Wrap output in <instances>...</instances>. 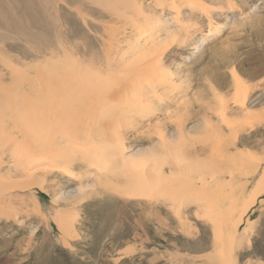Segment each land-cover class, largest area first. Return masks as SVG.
I'll return each mask as SVG.
<instances>
[{
  "label": "bare ground",
  "instance_id": "6f19581e",
  "mask_svg": "<svg viewBox=\"0 0 264 264\" xmlns=\"http://www.w3.org/2000/svg\"><path fill=\"white\" fill-rule=\"evenodd\" d=\"M70 1L72 0H49V6H44V0L32 3L23 0V8H19L20 13L18 12L21 18L9 14L11 20L5 24L1 23L5 28L17 31V35L10 40L12 42L8 44V49L17 51L20 56L13 58L10 54H5V50L0 52V216L8 218L14 203L25 206L32 203V206L39 209L41 194L50 195L54 204L59 203L60 198L65 201L62 192L49 185L60 177L81 179L76 188L77 192H83L86 186L97 187L104 183L114 193L118 192L119 196L127 198L158 197L180 202L179 200L183 199L186 201L187 195L191 194L192 198L188 203L192 204V201L196 204H192L196 207L193 209L195 217L201 216L203 219L206 216L207 221L211 220L210 218L216 221L210 227V243L213 249L212 254L208 256L210 263L236 264L232 257L231 242L234 243L235 239H238L236 245L240 250L243 235L253 232L252 221L243 217L264 193V109L246 106L243 100L245 89L235 79L237 77L234 76L232 82L235 100L231 104L227 103L229 100L223 103L221 96L217 99V104L207 101L197 106L186 102L187 105L176 103L175 100V106L168 108L173 111L165 113L167 108H163L162 113L165 115L162 114L159 119L168 117L167 123L176 125L174 129L165 132L167 127L163 120L160 122L163 125H156L160 126V129L155 132L153 125L142 124L137 132L133 129V132L129 131L131 125H127L125 131L131 133L119 134L121 125L126 123L125 115L133 114L132 110L141 113L147 108L149 111L145 110V115V111L142 114H134H138L135 116L142 117L139 118L142 120L150 117V104L153 102H145L149 100L146 94H155L156 87L161 88L165 84V78L161 74L168 66H164L162 62L169 58L172 48L179 46L177 42L182 38L181 31L177 33L178 30L175 31L172 26L181 25V12L186 16L196 15L198 13L194 14V9L200 6L201 10L202 4L198 0H134L135 5L130 2L133 3L131 6L126 3L125 13L128 14L130 9L131 14H124L122 8L118 7L121 14H117V20L113 19L114 22L116 20L115 23L119 21V24L117 23V26L111 23L109 27L110 30L115 26L118 28V34L115 33L118 37L110 36L108 39L117 40V52L113 54L109 51V54L113 55L107 54L104 58L103 55L102 58H97L98 55H89L86 58L80 56L79 45L70 42L79 34L80 38H85V33L70 26L72 19L62 7ZM127 6L132 8L127 9ZM153 6H157V10H154L156 13L149 14L154 16L155 23L148 26L152 28L157 25L158 30L153 35L151 34L155 29H151L152 32L145 30L149 33L148 36L151 35L147 38L143 33L142 37L145 39H140V35H136V38L132 36L131 39H135L133 43L128 37L138 29L133 28L135 32L130 29L127 34L126 25L134 26L140 18L150 21L146 20L149 18L146 14ZM163 7H167L165 11L168 10L172 18H164ZM184 8L188 9L185 11ZM13 11L16 13V9ZM94 21L97 20L91 22L96 25ZM106 21L108 22V19ZM110 30L106 32H114ZM104 33L103 31L102 34ZM188 34H182V40H185V45H193V49L199 48L208 37L201 36L200 39L194 40L188 38ZM101 40L107 41L105 38L100 39V42ZM112 43L109 45L113 46ZM105 44L107 46V43ZM167 61L171 63V69L178 72L179 67L173 62L174 59ZM150 70L158 73L159 78ZM158 94L155 96L163 97ZM165 96L164 98H168ZM239 97L242 99L237 103ZM230 111L238 113L240 118L225 119V115ZM119 114L124 117V121ZM133 115L127 116V119L133 118ZM187 119L193 120L189 126H185ZM132 121L136 128L138 123H141ZM134 121L138 122L137 125H134ZM218 121L223 124L220 125ZM258 127H262L263 131H259ZM201 131L202 137L207 139L197 144V147L191 148L192 138H195L193 135ZM224 132H227V135ZM215 135L220 136L218 142L208 140L209 136ZM225 139L230 146L226 148L233 151L218 154L217 151L224 147L221 142ZM137 142L140 144L136 145ZM251 149L255 152L252 153ZM198 154L206 156L202 160L197 158ZM211 168L217 169L218 172H227L229 177L233 172L238 173L239 178L242 176L243 180L238 185L240 192L235 198H229L232 193H223L221 182L216 177H205V172ZM106 186L102 188L108 190ZM34 187L36 189L32 192ZM198 188L202 196H211L200 198V202L199 198L193 199V196L200 193L198 190L196 192ZM67 203L68 200L64 204ZM22 210L13 209V215L21 216ZM199 211H203V217ZM198 214L200 216H197ZM56 220L59 221V218L56 217ZM241 223L243 227L240 230Z\"/></svg>",
  "mask_w": 264,
  "mask_h": 264
},
{
  "label": "rangeland",
  "instance_id": "374dc122",
  "mask_svg": "<svg viewBox=\"0 0 264 264\" xmlns=\"http://www.w3.org/2000/svg\"><path fill=\"white\" fill-rule=\"evenodd\" d=\"M29 1L32 3L38 0ZM198 1L203 6L201 10H199L200 6L195 8L196 11L194 9V14H198L186 16L181 12L179 22H181L182 26L176 24L177 26L173 25L172 27L175 31L178 30L177 33L181 31L180 36L182 38L184 33H189L188 38L191 37L194 40L200 39L201 36L208 37L197 49L195 46V49H193V45H185V40L179 38L177 42L179 46L173 47L172 54H169L171 57L167 58L168 60L173 58L175 65L178 64V72L171 69L172 66H169L171 63H167L169 62L167 59L162 62L164 54L162 55L161 62L165 64L164 66H168L165 67L166 71L162 72L165 75L161 74L165 78L166 85L164 84L161 88L157 86L155 94L159 93L158 95L163 96L162 98L166 95L165 97L168 96L169 100H167L168 98L156 97L151 92L146 94V98H149L150 101L147 99L145 102L148 104L153 102L150 104V108L155 109H150L152 114V116L150 114V119L148 116L146 118L149 120L145 118L143 120L139 119L142 117L135 115L140 112L136 111L138 114H134L136 112L132 110L131 112L134 114H131L133 115V118L131 117L132 120H137L141 123L137 122V128L136 126L134 127L131 118L127 119V116H131L127 113V116L125 115L126 123L122 124L121 122L122 127L119 129V134L123 132L129 135L133 131L137 132L145 124L153 125L152 128L155 132L160 129V126L156 125L162 124L160 122L163 120H165V126L167 127L164 129L165 132L166 130L174 129L173 127L176 125L167 123L168 117L162 120L159 119L165 115L162 113L164 112L163 108H167L165 113L173 111L171 109L176 103L184 105L191 103L197 106L208 101L211 104H217V99L220 96L223 103L227 100H229L227 103H233L235 100L233 98L234 85H232L234 76L237 77L235 79L245 89L243 100L246 106L252 109H264V0ZM130 2H134V0H72L68 4L63 3L65 4L62 5L63 9L66 10L72 19L70 26L77 28L79 32L85 33L84 39L80 38L79 36L81 35L79 34L73 37L77 42L73 38L70 40L71 43L79 45L80 56L87 58L89 55H95V57L98 55L97 58H102L103 55L104 58L109 54V51L113 54L117 52V40L113 38L111 39L112 41H109L108 39H110V36L118 37V28L114 25L117 28L115 29L114 27L117 30L115 31L114 29L110 30L111 28L109 29V27L111 23L118 26L119 21H117L118 24L115 23L118 18L117 14H121L118 7L122 8L124 14H127V12L125 13V6L127 4L133 5ZM21 4H23V0H0V52L5 50V54L8 53L13 58L16 55L20 56V54L17 51L8 49V44L12 42L10 41L13 39L12 37L17 35V31L8 27L5 28L1 23L5 24L6 21L11 20L10 16H8L9 14H12L13 17L16 15V18L20 19L21 15L18 12L20 13L19 8H23ZM43 5L49 6V0H44ZM126 8L132 7L128 8L127 6ZM156 8L157 6H153L147 11L146 15L149 18L146 20L150 21L140 18L138 23H135L136 25H126L127 34H129L130 29L132 32L138 29L133 35L130 33L131 36L129 35L130 37L128 38L131 39L132 36V38H136V35H140V39L149 38L158 30L156 29L158 28L157 25L151 28L155 23L154 16L152 17L151 14L154 15L156 13L154 11L157 10ZM163 8L164 18H172L168 14L170 12L168 10L165 11L167 7ZM203 8L204 11H202ZM13 9H16V13H13L15 12ZM184 9L186 11L188 8ZM130 11L129 9L128 12L131 14ZM82 12H84V15L89 13V16L86 14L85 17ZM113 18L116 19L115 22ZM88 19L92 22L94 19L97 20L96 22L94 21L96 25ZM107 19L108 22L106 21ZM97 22L100 24H97ZM148 27L150 28L147 30L146 28ZM151 29H155V31L152 32L150 31ZM101 30L102 33L104 31L106 34H102ZM106 30L114 32L108 34ZM145 30L152 32V34L150 33L151 35L148 36L147 34L149 33ZM141 31L144 32L141 33ZM138 32L140 34H137ZM142 34L145 37H142ZM87 38L89 39L88 41ZM99 38H105L109 43L101 40V42L104 41L101 44ZM131 40L134 43L135 39ZM105 43H107V46ZM110 43L113 46L116 44L114 48L109 45ZM103 44L105 46H102ZM104 50L107 51L105 52ZM112 53L109 55H113ZM152 74L155 76L157 74V78L160 76L156 72H152ZM149 75L151 74L149 73ZM241 99L239 97L236 102L240 103ZM148 104L147 107L149 106ZM151 105L154 107H151ZM144 109L142 108V110ZM145 110L147 111L148 109L146 108ZM146 111L143 113L144 115ZM119 115L121 116V114ZM121 118L123 119L124 117L121 116ZM235 118H240V115L231 111L225 115V119ZM187 120L185 126L193 123L192 119ZM135 121L134 125H137ZM218 122L220 125L223 124V122ZM127 125L128 127L129 125L134 127H129L131 132L125 131ZM208 129L211 130L209 127ZM258 130L263 131V128L258 127ZM193 137L195 138H192L193 145L191 144V148L197 147V144L207 139L202 137V131L196 135L194 134ZM208 138L211 142H218L220 136L215 135ZM135 144L139 145L140 143L137 142ZM221 144L224 147L217 151L218 154H228L233 151L231 148H226L227 146L230 147L227 139ZM251 152L254 153L255 151L251 149ZM205 156L198 154L197 158L203 160ZM205 177H216L221 182L220 188L224 191L222 192L232 193V196L229 197L230 199L235 198L239 194L238 185L243 180L242 176L239 178L236 172H233L231 177H229L227 172H218L214 168L205 172ZM79 180L81 182V179L77 177H60L58 181L49 183L50 187L62 192L61 194L65 201L68 200V205L64 204L65 201L62 198H60L59 203L54 204L50 195L41 194L39 209L32 206V203L27 204V206L14 203L11 210H9L12 213L8 214V218L7 216H0V264H213V262L210 263V258H208L213 250L210 243L212 238V229L210 227L216 221L212 218H210L212 221H207L208 218L206 216L207 219L205 217L201 219L199 214L197 216H200L201 221L195 217L196 213L194 210L196 207L192 206L194 202L191 201L192 204L188 203L192 198L191 194L190 196L187 195V202L185 199L178 202V200H163L158 197L148 199L127 198L119 196L118 192L114 193L104 183L97 187L86 186L83 192H77L78 189L76 190V188L79 186ZM102 186H106L108 190H104ZM35 189L34 187L31 191L34 192ZM197 190L200 191V188L196 189V192H198ZM192 194L195 195V193ZM202 195L200 191L196 196H193V199L194 197L199 198L198 202H200V198H209L211 196L205 197ZM26 196L28 197L29 195ZM263 198L264 193L258 197L255 205L243 217L252 221L251 231L253 232L243 235L240 250H238L236 245V240L238 239H235L234 243L231 242L233 246L232 257L235 259L236 264H264ZM184 201L186 204H184ZM194 205L196 206V204ZM13 209H23L20 211L22 213L21 216L18 214L15 217ZM174 209L179 212H175ZM199 212L203 217V211ZM56 217L59 218V221L56 220ZM241 227H243L242 223L239 225L240 230Z\"/></svg>",
  "mask_w": 264,
  "mask_h": 264
}]
</instances>
